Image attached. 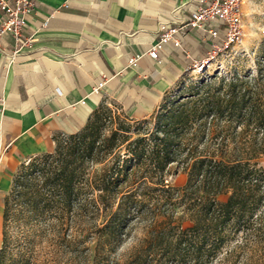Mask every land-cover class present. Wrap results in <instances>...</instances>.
<instances>
[{
  "label": "trees",
  "instance_id": "16d2710c",
  "mask_svg": "<svg viewBox=\"0 0 264 264\" xmlns=\"http://www.w3.org/2000/svg\"><path fill=\"white\" fill-rule=\"evenodd\" d=\"M255 62V73L180 79L148 118L102 101L82 129L24 161L4 201L0 264L22 217L61 229L84 220L87 234L67 242L93 252L89 264H110L137 221L148 235L126 264H253L264 253V44ZM172 164L187 174L182 188L166 182Z\"/></svg>",
  "mask_w": 264,
  "mask_h": 264
},
{
  "label": "crops",
  "instance_id": "0c3cea01",
  "mask_svg": "<svg viewBox=\"0 0 264 264\" xmlns=\"http://www.w3.org/2000/svg\"><path fill=\"white\" fill-rule=\"evenodd\" d=\"M183 4L193 9L190 0H37L48 26L30 22L25 35L37 41L16 62L0 56V248L5 197L24 161L52 152L56 136L82 129L102 101L119 103L135 119L150 116L204 59L206 44L192 31L178 35L182 47L165 45L160 60L148 54L160 24ZM0 45L12 50L13 37Z\"/></svg>",
  "mask_w": 264,
  "mask_h": 264
},
{
  "label": "rangeland",
  "instance_id": "374dc122",
  "mask_svg": "<svg viewBox=\"0 0 264 264\" xmlns=\"http://www.w3.org/2000/svg\"><path fill=\"white\" fill-rule=\"evenodd\" d=\"M262 44H264V0H243V37L241 42L232 50L219 54L216 59L208 63L199 62L196 68L185 73L180 79L190 83L217 73L220 76L229 75L234 66H238L242 71L255 73V60L260 53ZM203 66H206L204 70L198 69ZM176 83L171 90L178 89ZM106 103L113 109L116 107L120 109L119 103L113 101H106ZM186 181V172L177 164L170 165L166 182L170 186L182 188ZM226 198L227 195L218 197L220 201H224ZM72 221L68 220L61 229L53 218L38 221H28L27 217L17 219L11 227L16 244L13 247V254L5 264H89L88 262L93 258V252L85 249L83 245L72 247L67 242V238L74 235H80L81 238L86 235L87 224L78 218H74ZM188 224V222H184V226ZM27 235H29L28 239ZM147 235L145 223L137 221L132 224L127 235L123 237V241L111 253L110 264H126L136 248L147 238ZM86 246L93 247L94 244L88 243ZM253 264H264V253H257L253 257Z\"/></svg>",
  "mask_w": 264,
  "mask_h": 264
},
{
  "label": "built area",
  "instance_id": "2783aa9c",
  "mask_svg": "<svg viewBox=\"0 0 264 264\" xmlns=\"http://www.w3.org/2000/svg\"><path fill=\"white\" fill-rule=\"evenodd\" d=\"M190 2L193 4L190 12L185 11V4L177 6L172 19L160 24L157 30L158 38L148 51L152 59L160 60V51L169 43L175 47H182L183 43L178 35H186L191 31L206 44L207 51L202 63L216 59L219 54L227 53L241 42L243 0H190ZM33 20L39 22L41 28H46L50 21V16L43 18L38 16L37 0H0V44L7 35L14 39L12 50L0 45V56L5 58V64L16 62L22 50L37 41L34 35H25V29ZM134 62L132 60V63Z\"/></svg>",
  "mask_w": 264,
  "mask_h": 264
},
{
  "label": "bare ground",
  "instance_id": "6f19581e",
  "mask_svg": "<svg viewBox=\"0 0 264 264\" xmlns=\"http://www.w3.org/2000/svg\"><path fill=\"white\" fill-rule=\"evenodd\" d=\"M205 67H206V66L199 67L198 69H199V70H204Z\"/></svg>",
  "mask_w": 264,
  "mask_h": 264
}]
</instances>
